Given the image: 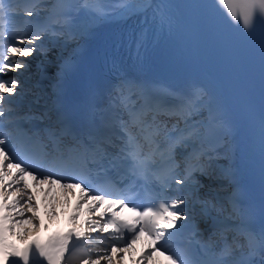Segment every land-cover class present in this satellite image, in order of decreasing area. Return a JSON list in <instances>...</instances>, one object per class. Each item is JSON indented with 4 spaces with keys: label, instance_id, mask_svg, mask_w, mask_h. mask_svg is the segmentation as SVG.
Wrapping results in <instances>:
<instances>
[{
    "label": "snow or ice",
    "instance_id": "1",
    "mask_svg": "<svg viewBox=\"0 0 264 264\" xmlns=\"http://www.w3.org/2000/svg\"><path fill=\"white\" fill-rule=\"evenodd\" d=\"M218 3L228 8L233 19L236 20L239 16V20L244 22L252 20L257 9H264V0H218ZM80 7L93 12L99 19H105L126 18L150 7L159 6L152 5L150 0H142L139 4L132 3L131 0H115L111 6L98 3L93 7L89 4V0H82ZM24 14L30 18L37 16L31 8ZM15 15L14 12L5 11L4 0H0V117L7 112L10 118L12 109L7 106L15 101L9 97L20 95L17 91L20 83L17 77H9L8 73L27 70V58L36 52L44 51L42 42L45 34L51 31V24H37L31 31L19 27L9 33L7 25L10 21L14 22ZM24 23L32 24L33 21L27 20ZM65 23H67L66 18ZM61 34L69 39L76 38L77 35L71 32ZM132 43L142 48L143 34H136L132 38ZM260 43L262 59H264V29L260 32ZM68 67L66 65L65 70ZM132 95H138L143 99L139 108H134V102H131ZM109 97L111 107H119L129 116L127 122L118 121L123 135L122 144L115 155L108 154L103 146L111 142L107 138L97 139L89 136V143H85L73 136L74 143L65 145L62 143L61 135L49 132L52 153L42 152L41 162L63 166L66 175H52L39 171L34 174L33 168L19 159L10 148L9 133L0 131V184L3 183L4 177H12V184L17 185L14 191L19 193V198L13 201L11 208L6 207L5 211L10 212L20 206L21 210L17 212L19 217H25L26 209H31L35 213L32 196L25 187L20 186L22 177L31 176L37 183L58 184L65 191L79 189L77 211L86 203L88 215L99 216V219H87L83 230L76 226L63 235L50 237L43 244L34 240L22 249L5 242L4 232L11 234L12 228L5 229L0 223V264H31L33 253L46 264H100L102 260L106 264H112V252L130 251L131 245L145 234L153 243L149 251L141 254L140 262L149 260L152 252L159 251L167 255L170 264H264V230L256 235L243 225H235L232 228L236 235L232 243L226 244L223 250L224 255H232L239 250L241 259L196 261L170 251L172 239L192 224V217L189 215L190 204H201L202 212L206 214L210 207L216 208L219 213H224L227 211L225 203H231L233 210L226 218H236L240 214L235 206V198H229L217 206L212 201L201 200L196 195L201 187L200 181L196 179L197 175L209 180L219 179L225 175L224 173L217 175L213 161L218 155L214 144L226 138L227 124L221 110L212 104L210 98H206L207 93L202 89H193L187 93L168 91L158 97H152L145 94L139 82L121 77L112 87ZM203 110H207V116L202 120L194 119L202 116ZM149 114L152 116L151 121L145 119ZM161 115L176 120L171 129L166 125L161 126L157 120ZM10 122L15 123L11 120ZM129 125L137 127V135L143 138V143L138 140L137 135L130 132ZM17 132L18 135H27L18 126ZM62 132L66 133L67 129H62ZM28 139L31 140L32 137ZM177 147L188 150L183 174L177 173L179 167L175 161ZM49 155L51 160L47 159ZM156 158L160 161L159 168L153 167ZM89 162L96 167L88 168ZM10 169L16 170L15 175L9 171ZM110 171H115L121 181L128 179L130 185L143 180L146 190L155 180L159 184L160 194L155 196L151 203L140 206L130 204V197L125 192L114 195L107 191H94L86 184L92 175L98 178L103 175L106 181L111 182L108 177ZM173 182L178 186L175 189H172ZM12 184L7 187H12ZM166 189H172L178 195L167 197L163 195ZM2 194L5 198L9 195L6 191ZM24 197H27L26 201ZM103 205L107 207L101 209ZM121 209L130 213L134 219L118 218ZM25 219L34 229L39 227L35 215L27 216ZM76 219V216L71 217L73 223ZM0 221L17 224L24 222V220L13 221L7 215L0 217ZM172 229L175 231H171ZM96 232L106 233V237L101 239L90 235ZM26 234L25 232L18 238L23 239ZM240 237L244 238L245 243L241 244ZM97 240L105 246L98 247ZM244 249H247L246 253ZM257 253L260 256L259 261L249 259ZM117 259L122 257L117 256Z\"/></svg>",
    "mask_w": 264,
    "mask_h": 264
},
{
    "label": "bare ground",
    "instance_id": "2",
    "mask_svg": "<svg viewBox=\"0 0 264 264\" xmlns=\"http://www.w3.org/2000/svg\"><path fill=\"white\" fill-rule=\"evenodd\" d=\"M139 1H142V0H139ZM132 2H135V1H132ZM61 33L62 32H58V31L55 32L56 35L63 36V34H61ZM45 42H46V46L44 47L43 52H36V53H34V56H30L27 58V62L29 61L28 62L29 74H32L35 71L34 64L38 62V58H39V62L44 64L46 71H48L49 69H52V67L56 61L55 54H54V49L56 48V45H52L49 41H45ZM43 62H45V63H43ZM17 91L20 94H23L22 90H17ZM25 198H27V197H25ZM29 210L30 209L25 210V217L24 218L19 217V216H17V218H20L21 220L25 221L26 220L25 218L27 216H30ZM33 231H34V229H31L29 232H33ZM114 254H115V252L111 253V255L113 256V260L115 259ZM133 262H135V261H133ZM101 264H106V262L102 260Z\"/></svg>",
    "mask_w": 264,
    "mask_h": 264
},
{
    "label": "clouds",
    "instance_id": "3",
    "mask_svg": "<svg viewBox=\"0 0 264 264\" xmlns=\"http://www.w3.org/2000/svg\"><path fill=\"white\" fill-rule=\"evenodd\" d=\"M259 18L264 20V9H257L255 15L253 16L252 20L248 21V22H244V21H239V26L240 28L245 31H251V29L253 28L254 24H255V20ZM230 19L232 20V22L235 24L237 23V20L233 19L232 17H230Z\"/></svg>",
    "mask_w": 264,
    "mask_h": 264
}]
</instances>
